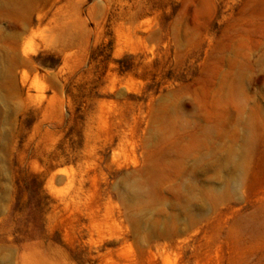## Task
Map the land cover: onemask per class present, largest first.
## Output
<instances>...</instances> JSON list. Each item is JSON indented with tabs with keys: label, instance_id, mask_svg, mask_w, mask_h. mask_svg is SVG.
<instances>
[{
	"label": "rangeland",
	"instance_id": "1",
	"mask_svg": "<svg viewBox=\"0 0 264 264\" xmlns=\"http://www.w3.org/2000/svg\"><path fill=\"white\" fill-rule=\"evenodd\" d=\"M0 264H264V0H0Z\"/></svg>",
	"mask_w": 264,
	"mask_h": 264
}]
</instances>
